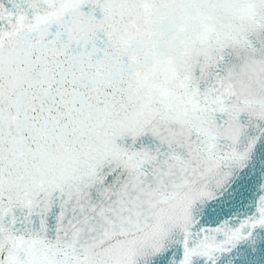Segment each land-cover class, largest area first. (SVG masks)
Here are the masks:
<instances>
[{
  "label": "snow or ice",
  "instance_id": "obj_1",
  "mask_svg": "<svg viewBox=\"0 0 264 264\" xmlns=\"http://www.w3.org/2000/svg\"><path fill=\"white\" fill-rule=\"evenodd\" d=\"M0 264H264V0H0Z\"/></svg>",
  "mask_w": 264,
  "mask_h": 264
}]
</instances>
